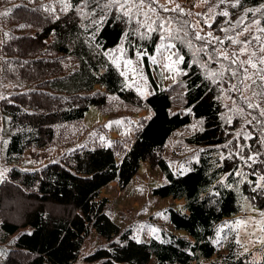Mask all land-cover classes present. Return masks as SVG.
Returning <instances> with one entry per match:
<instances>
[{"label": "trees", "instance_id": "16d2710c", "mask_svg": "<svg viewBox=\"0 0 264 264\" xmlns=\"http://www.w3.org/2000/svg\"><path fill=\"white\" fill-rule=\"evenodd\" d=\"M68 1L61 13L23 1L6 11L10 29L0 46V83L15 82L0 99L9 130L6 162L18 159L28 147L53 142L63 124L81 120L90 106L102 111L110 95L151 114L139 118L134 136L124 143L76 148L33 170L10 168L0 181V209L4 195L14 193L24 205L18 218L0 215V240L16 235L1 264H73L91 231L108 243L77 264H264L231 246L220 253L212 242L216 225L241 211V197L256 208L264 207V160L250 159L255 145L246 152L248 163L220 154L227 131L218 92L191 53L179 46L183 72L177 109L173 94L157 86L147 55L142 59L153 92L139 96L125 86L103 52L125 38L130 53L152 54L155 39L125 36L126 20L103 8L104 0ZM263 1L238 0L227 9L239 11ZM260 24L264 29V12ZM192 117L202 124L185 139L202 148L193 166L176 174L160 151L171 133ZM141 161L158 167L166 179L151 189L153 195L183 200L185 211H167L171 225L186 236L170 232L163 233V239L137 241L129 228H121L106 214L108 199L100 195L101 189L113 181L125 187ZM26 228L29 231L21 230Z\"/></svg>", "mask_w": 264, "mask_h": 264}, {"label": "rangeland", "instance_id": "374dc122", "mask_svg": "<svg viewBox=\"0 0 264 264\" xmlns=\"http://www.w3.org/2000/svg\"><path fill=\"white\" fill-rule=\"evenodd\" d=\"M18 1L39 3L55 13L69 7L68 0H0V46L10 29L6 11ZM237 1L104 0L103 8L117 11L126 20L125 36L132 35L135 41L152 38L156 42L152 54L143 50L130 53L123 38L103 54L118 70L125 86L142 97L153 92L142 59L147 55L157 86L173 94L175 110L181 105L176 91H182L179 84L183 72L179 46L185 47L218 92L221 121L227 131V142L222 146L223 150H219L220 154L237 156L238 160L248 163L246 152L252 145L255 146L250 159L258 157L264 160V29L260 24L264 1L256 7H245L239 11L227 9ZM91 13L89 11L86 15ZM241 61L245 63L241 64ZM13 84L15 82L0 83V99ZM150 114L149 109H138L110 95L102 111L90 106L81 120L63 124L53 142L28 147L18 159L8 163L4 156L9 130L6 116L0 111V181L6 178L12 167L33 170L76 148L110 145L116 140L124 143L128 137L134 136L139 118ZM201 124V120L192 117L188 125L171 133L160 151L174 173L186 172L197 161L202 147L188 143L185 138L199 130ZM165 182L158 167L141 161L136 174L125 187L120 188L113 181L101 189L100 195L108 199L106 214L121 228H129L137 241L163 239V233L170 232L186 236L185 231L176 230L171 225L167 211L169 207L185 211L183 200L151 193L153 187ZM257 182L261 183L260 177ZM5 197H12V200L6 201ZM3 202L0 215L14 219L22 214L24 204L18 194L4 195ZM240 203L241 211L237 215L216 225L212 242L220 253L231 246L251 261L264 260V207L256 208L244 197ZM21 230L29 231V228ZM14 237L16 235L0 240V264L5 253L12 248ZM107 243L105 238L91 231L73 264L82 263L84 255Z\"/></svg>", "mask_w": 264, "mask_h": 264}, {"label": "snow or ice", "instance_id": "6c2138e0", "mask_svg": "<svg viewBox=\"0 0 264 264\" xmlns=\"http://www.w3.org/2000/svg\"><path fill=\"white\" fill-rule=\"evenodd\" d=\"M225 15H227V13H225ZM197 39H201V37H199V36H197ZM234 43H235V41H234ZM225 58L227 59V56H225ZM236 61H233V63H235ZM241 64H244L245 62L244 61H241L240 62ZM255 65H253V67H254Z\"/></svg>", "mask_w": 264, "mask_h": 264}]
</instances>
